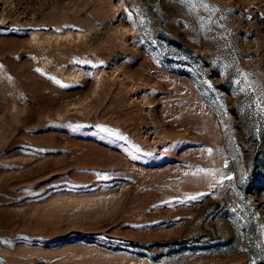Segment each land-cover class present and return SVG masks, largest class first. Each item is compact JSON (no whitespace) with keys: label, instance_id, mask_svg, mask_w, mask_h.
Listing matches in <instances>:
<instances>
[{"label":"rangeland","instance_id":"374dc122","mask_svg":"<svg viewBox=\"0 0 264 264\" xmlns=\"http://www.w3.org/2000/svg\"><path fill=\"white\" fill-rule=\"evenodd\" d=\"M0 264H264V0H0Z\"/></svg>","mask_w":264,"mask_h":264}]
</instances>
